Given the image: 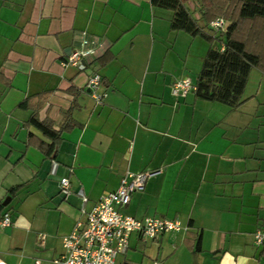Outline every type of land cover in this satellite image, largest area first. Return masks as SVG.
Here are the masks:
<instances>
[{"label": "crops", "instance_id": "0c3cea01", "mask_svg": "<svg viewBox=\"0 0 264 264\" xmlns=\"http://www.w3.org/2000/svg\"><path fill=\"white\" fill-rule=\"evenodd\" d=\"M196 5L186 2L195 17ZM171 14L150 0H0L1 205L24 195L11 224L0 227V264H54L62 236L81 217L78 191L87 211L123 174L143 170L159 172L121 211L176 218L188 228L154 239L133 232L115 264H257L264 257V245L253 242L264 223V72L250 69L233 109L193 90L173 96L175 79L195 84L209 43L172 29ZM83 38L96 47L89 67L101 76L100 103L84 87L88 71L62 64ZM72 104L76 126L46 157L38 144L49 140L28 119L35 113L58 128ZM40 229L49 233L44 243Z\"/></svg>", "mask_w": 264, "mask_h": 264}, {"label": "trees", "instance_id": "16d2710c", "mask_svg": "<svg viewBox=\"0 0 264 264\" xmlns=\"http://www.w3.org/2000/svg\"><path fill=\"white\" fill-rule=\"evenodd\" d=\"M187 1L197 3V17L186 6ZM150 3L171 10L172 29L198 34L209 43L195 81V95L236 108L242 102L250 69L256 67L264 72V0H150ZM216 17L227 22L225 29L209 27ZM74 107L72 104L63 111L58 128L47 118L38 119L35 113L29 117L28 122L49 140L38 144L46 157L54 158L62 132L76 126L71 117ZM20 186L9 190L14 192ZM2 208L0 202V211Z\"/></svg>", "mask_w": 264, "mask_h": 264}, {"label": "built area", "instance_id": "2783aa9c", "mask_svg": "<svg viewBox=\"0 0 264 264\" xmlns=\"http://www.w3.org/2000/svg\"><path fill=\"white\" fill-rule=\"evenodd\" d=\"M209 26L215 29H225L227 22L216 17ZM96 47L92 40L83 38L79 47L72 49L63 59L62 64L73 65L78 70L88 71L85 89L96 103L101 102L102 94L98 91L101 82L99 72L89 67V60L96 54ZM222 49V46L220 47ZM195 89V84L187 76L175 79L171 84V94L175 97H184L188 91ZM57 166L55 160L50 161V172L54 173ZM159 170H143L127 172L119 179L118 187L100 195L90 210L84 209L86 197L81 191V217L77 219L71 231L61 238V253L52 259L54 264H115L117 255L124 253L128 247L131 233H137L142 238L154 239L166 231H186L176 218L162 216H144L136 218L121 211L130 201L134 192L144 188L148 177L155 175ZM59 191L66 196L69 192L67 177H60ZM11 224L9 211L0 214V227ZM253 242L264 245V223L253 233ZM31 264H40L38 259ZM257 264H264L262 257Z\"/></svg>", "mask_w": 264, "mask_h": 264}, {"label": "rangeland", "instance_id": "374dc122", "mask_svg": "<svg viewBox=\"0 0 264 264\" xmlns=\"http://www.w3.org/2000/svg\"><path fill=\"white\" fill-rule=\"evenodd\" d=\"M24 195L18 193L17 195H15L13 197V199L5 206V208L7 209V211H9V213H15L18 211L17 206L20 204V202L23 200ZM18 204V205H17ZM27 208V207H26ZM25 209V208H23ZM40 233L38 235H40L41 237L38 239V241H43V243L47 240V236H49V233H47V231L40 229ZM48 234V235H47ZM54 236L55 234L52 233ZM51 235V234H50Z\"/></svg>", "mask_w": 264, "mask_h": 264}, {"label": "water", "instance_id": "95a60500", "mask_svg": "<svg viewBox=\"0 0 264 264\" xmlns=\"http://www.w3.org/2000/svg\"><path fill=\"white\" fill-rule=\"evenodd\" d=\"M209 27H210V26H209ZM8 200H9V197H6V198L2 201V205L7 204Z\"/></svg>", "mask_w": 264, "mask_h": 264}]
</instances>
